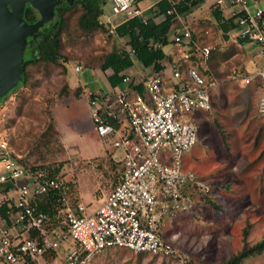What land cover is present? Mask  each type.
<instances>
[{
	"label": "rangeland",
	"instance_id": "1",
	"mask_svg": "<svg viewBox=\"0 0 264 264\" xmlns=\"http://www.w3.org/2000/svg\"><path fill=\"white\" fill-rule=\"evenodd\" d=\"M101 7L99 18L105 22L107 15L111 18L108 0ZM65 14L76 11L71 9ZM119 18L115 15L112 20ZM172 34L170 28L167 35ZM61 38L62 50L69 57L64 62L65 71L53 64L43 70L32 68L31 77L0 100V138L26 162H59L63 178L71 181L70 195L91 208L116 180L119 165L114 157L118 158L120 151L96 134L81 97L58 96L56 91L63 78L70 86L79 81L95 85L87 68H96V58L111 44L120 45L122 38L99 30L79 36L63 34ZM235 41L222 49L215 44L212 49L209 66L218 81L212 88V105L207 111L192 113L191 119L197 125L196 141L182 157L184 167L209 184L205 196L217 206L197 196L193 208L164 220L160 226L161 236L190 264H221L241 246L244 227L249 243L264 236V118L256 111L260 81L250 74L259 57L257 53L249 59L244 47ZM163 49L169 52L172 43ZM74 64L81 68L74 71ZM233 67L251 78L247 82L231 78ZM94 74L104 82V70L97 68ZM48 112L53 117L51 128L46 127ZM69 246L70 241L61 242L58 254ZM56 260L47 264H55ZM246 260L264 264V249ZM37 264L45 263L40 258ZM90 264L179 263L176 256L111 246L95 254Z\"/></svg>",
	"mask_w": 264,
	"mask_h": 264
},
{
	"label": "built area",
	"instance_id": "2",
	"mask_svg": "<svg viewBox=\"0 0 264 264\" xmlns=\"http://www.w3.org/2000/svg\"><path fill=\"white\" fill-rule=\"evenodd\" d=\"M214 2L225 7L236 4L238 8L230 12L238 26L237 36L258 46L259 64L253 75L261 85L256 111L264 118V5L257 3L249 10L248 0ZM109 11L124 18L141 14L134 0H109ZM166 12L178 16L173 7ZM172 41L176 57L169 62L170 84H165L159 72L151 71L142 80L144 95L127 85L111 94L82 85L94 131L120 151L118 178L96 206L90 208L73 198L63 187V177L34 176L25 171L11 156L7 141L0 138V184L9 180L14 191L12 219L9 224L0 221V264H37L49 250H56L50 261L57 258L55 264H90L95 254L111 246L176 256L179 264H188L161 236L160 226L190 210L195 195L210 189L206 181L184 167L182 157L196 141L197 125L191 115L209 109V86L217 81H206L188 63L191 53L183 46L192 41L188 26L175 31ZM195 47L198 62H204L210 47ZM181 61L186 63L184 75ZM72 68L77 71L81 65ZM230 77L247 82L251 75L233 68ZM122 81H130L129 76L124 75ZM46 191H50L58 216L56 225L31 203L34 196ZM28 228H34L36 235H27ZM67 240L69 248L59 255L57 247Z\"/></svg>",
	"mask_w": 264,
	"mask_h": 264
},
{
	"label": "trees",
	"instance_id": "3",
	"mask_svg": "<svg viewBox=\"0 0 264 264\" xmlns=\"http://www.w3.org/2000/svg\"><path fill=\"white\" fill-rule=\"evenodd\" d=\"M200 0H158L156 5L159 11L163 14V17L156 23L148 22L146 19L143 21L140 16L133 15L124 18L122 21L116 23L109 31V26L105 25V22L100 20V15L102 14L101 0H77L67 7L57 8V22L47 29L46 34L42 36L39 40L38 49L35 53L29 54L21 64L22 74L19 80L16 82L15 86L24 83L32 75V68L35 70H43L49 65H60L61 69L65 71L64 62L69 58L62 50V35H84L90 34L94 31H104L108 35L111 33L122 38L120 45L111 44L110 48L102 52L95 60L96 68L100 70L109 69V73L105 75V78L110 86H116L119 84L123 77V70L130 68L135 62L140 65L147 67L151 71L159 72L162 71L163 65L160 63V59L165 56L161 46L165 43L172 41L168 39L167 33L171 28V24L175 19L174 13H167L165 10L169 7H173L174 10L179 13L185 11L188 7L196 5ZM74 9L76 14H65L68 10ZM216 10L214 12V17L216 19L215 27H220L222 31V37L226 38L229 30L238 28L236 22L234 21V15L230 14L227 17L218 13ZM32 16V14H28ZM206 22H210L206 18ZM108 23V22H106ZM207 23V24H208ZM109 31V32H108ZM239 41H243L237 36ZM192 39V35H191ZM246 41V40H245ZM189 47L186 49L190 51L189 64L193 65L197 71L205 77L206 81L216 79L212 68L209 66V58L212 54V49L215 47L209 46V53L204 62L199 63V56L196 54V45L193 42L187 43ZM195 54V55H192ZM196 57V58H194ZM172 59H168L170 62ZM186 63L182 62L180 64L181 72L184 75ZM237 70V69H236ZM241 73V70H237ZM128 86L144 95V86L142 80L134 81L133 79L129 81ZM58 96H72L75 98H84L82 92V85L76 84L70 86L66 79H62L58 89L56 91ZM85 99V98H84ZM86 102V100H85ZM211 106V104H210ZM210 109V107H209ZM208 109V110H209ZM207 111V110H206ZM49 120L46 122V127L51 128L53 124V117L48 112ZM45 130V129H44ZM106 140L105 137H102ZM11 156L22 165V167L30 173L31 175L39 176H54L63 177L61 173L62 166L59 162L46 161V162H26L22 156H16L11 152ZM113 157V156H112ZM113 159V158H112ZM114 162H118L115 160ZM119 165V162H118ZM120 172V166L116 168V180ZM112 183L110 188L113 186ZM71 181H66L63 184L65 190L70 191ZM3 185L4 191L12 189L11 182L5 181L0 184ZM109 188V189H110ZM108 189V190H109ZM64 190V188H63ZM210 191V189H209ZM208 191V192H209ZM207 192V193H208ZM205 194H197L196 197L200 196L209 202L212 206H217L216 203L212 202ZM50 191L43 192L34 196L31 199V203L40 210H43L48 219L51 221L52 225H56L58 221V216L53 208V200L50 196ZM73 198H76L74 195ZM13 200L11 195H3L2 200H0V219L5 223L9 224L12 219ZM195 204V203H194ZM194 206V205H193ZM193 206L191 208H193ZM190 208V209H191ZM27 235H36V230L34 228H28ZM246 227L242 231V244L234 253L230 254L221 264H255L246 260L248 257L260 253L264 249V236L258 238L253 242L246 241ZM141 252V251H140ZM99 253V252H98ZM56 255V250H49L43 254V259L50 262ZM188 264H190L188 262Z\"/></svg>",
	"mask_w": 264,
	"mask_h": 264
},
{
	"label": "crops",
	"instance_id": "4",
	"mask_svg": "<svg viewBox=\"0 0 264 264\" xmlns=\"http://www.w3.org/2000/svg\"><path fill=\"white\" fill-rule=\"evenodd\" d=\"M104 1L105 0H101V3ZM157 1L158 0H134L135 5L138 6L141 10V14L138 16H140V17L142 15L145 16L146 19L148 20V22H151V23H156L157 21H159L163 17V14L159 11V9L156 5ZM108 2H109V0H108ZM257 3L264 5V0H248L246 7L249 10H251L255 6V4H257ZM237 8H238V6L234 3H231L230 5H228V7H225V6L216 4L214 2V0H200L196 5L188 7L183 12H179L178 16L175 17L174 21L171 24V29H173V34H174L175 31L181 30L184 25L188 26L191 30V35H192V41H190V42H193V44H195V45H208L211 47L212 45L214 46L216 44L219 49L220 48L222 49L227 43H230V41L236 40L234 42V44L242 45L245 49L244 52L248 55V57L250 59L251 55H254V54L257 55L258 46L255 42H249V41H245V40L239 41L237 38V28L236 27L234 29L229 30L227 33L228 34L227 37L224 38V37H222L221 28L215 27L216 25L215 26L213 25V24L217 23L214 15H213L216 10L219 11L218 12L219 14L227 17L228 15L231 14L230 9H237ZM102 12H103V9H102ZM109 14H110L109 16H111V18H108V15H107L104 19L106 22H108L110 24L109 27L124 19V17L122 15L115 14V15L120 16V18L117 20H112V17L115 15L111 14L110 11H109ZM206 18L210 20L209 23L205 21ZM211 26L214 27L215 29H213ZM209 32H213V33L210 34ZM167 37H168V35H167ZM171 38H172V36L168 37V39H171ZM169 42L172 43V49L169 52H165L163 47L166 44H168ZM169 42H167L161 46L163 52L165 53V56L160 59V63L164 66L162 71H160V74L162 75L165 84H170L172 81L170 79V72H169L170 70H169L168 59H170V58L173 59L176 57L175 44L173 43V41H169ZM183 46L185 48L189 47V45L187 43L183 44ZM256 60L257 61H256L255 69L257 68V66L259 64V59L257 58ZM182 62H184V61H181V63ZM137 65H140V64L138 62H135L131 67L137 66ZM139 68H141V69L137 68L131 73L128 71L129 68H126L123 70V72H124L123 74L128 75L131 80L133 79L134 81H137L140 79L143 80L145 75L147 73L151 72L150 69H148L147 67H144L142 65H140ZM233 68H235V67H233ZM96 69L97 68H87V72L90 75H92V77L95 79L94 80L95 85H92L91 87L106 91L107 93L111 94V93H113V91L117 90L118 88H121V87L126 86V85L128 86L129 81H122V80L116 86H110L109 83L107 82L106 78H104V82H103L97 75L94 74V70H96ZM255 69L251 70V72H250L251 75L254 73ZM237 70H240V69L237 68ZM104 71H105V75L109 73V69L108 70L106 69ZM135 72L140 75L139 78H137V76H134ZM241 73H242V71H241ZM137 74H135V75H137ZM257 78H258V76H257ZM215 80L217 81V79H215ZM78 83L81 85L87 84V83H83L80 81ZM217 83H218V81L215 84L209 86L208 92H209V98H210V104L211 105H212V101H213V99H212L213 98L212 88L216 87ZM142 84H143V82H142ZM129 88L133 89V88H131V86ZM133 90H135V89H133ZM260 90H261V85H260ZM259 93H260V91H259ZM258 96H259V94H258ZM81 99L83 101V105L86 109V113L88 116L87 104L85 102V99H83V97ZM210 108H211V106H210ZM114 159L116 160L115 157H114ZM3 188H4V186L0 185V200H2L3 195H11L12 200H13V197H14L13 189H9L8 191L7 190L4 191ZM100 198H99V200H100ZM0 221H2V220L0 219ZM2 222H4V221H2Z\"/></svg>",
	"mask_w": 264,
	"mask_h": 264
},
{
	"label": "water",
	"instance_id": "5",
	"mask_svg": "<svg viewBox=\"0 0 264 264\" xmlns=\"http://www.w3.org/2000/svg\"><path fill=\"white\" fill-rule=\"evenodd\" d=\"M25 1L38 13L32 22H27L22 16ZM58 2L59 0H0V97L19 78L25 37L33 35L43 23L53 18L54 6Z\"/></svg>",
	"mask_w": 264,
	"mask_h": 264
},
{
	"label": "flooded vegetation",
	"instance_id": "6",
	"mask_svg": "<svg viewBox=\"0 0 264 264\" xmlns=\"http://www.w3.org/2000/svg\"><path fill=\"white\" fill-rule=\"evenodd\" d=\"M77 0H59V2L54 6V16L51 20L43 23V25L41 27H39L34 33L33 35H27L25 37V43L23 46V51H22V60L20 63V72H19V78L21 77L22 74V68H21V64L22 61L29 55L32 53H35L38 49V44H39V40L42 38L43 35L46 34L47 29L49 30L50 27H52L56 22H54L55 20H57V8L58 7H67L70 6L73 2H75ZM22 16L23 18L27 21V22H32L37 18V11L35 10L34 7H32L27 1L24 2L23 4V10H22ZM28 14H32V16L28 15ZM19 78L16 80V82L19 80ZM15 82V84H16ZM15 86V85H14ZM11 87L4 95H2L0 97V100L2 98H4L8 92H10V90H12L15 87Z\"/></svg>",
	"mask_w": 264,
	"mask_h": 264
}]
</instances>
